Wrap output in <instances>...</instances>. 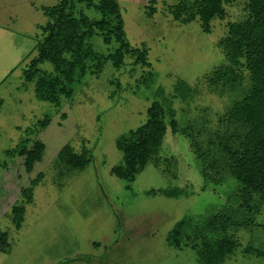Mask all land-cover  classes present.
Listing matches in <instances>:
<instances>
[{"label": "rangeland", "instance_id": "374dc122", "mask_svg": "<svg viewBox=\"0 0 264 264\" xmlns=\"http://www.w3.org/2000/svg\"><path fill=\"white\" fill-rule=\"evenodd\" d=\"M62 1L0 0V233L8 237L0 264H198L196 251L169 247L167 236L185 216L237 209L230 202L237 182L220 163L219 147L213 146L219 161L215 169L206 148L209 140L234 130L221 119L239 92L213 91L208 78L226 64L219 42L230 23L248 17V0L225 4L224 17L210 22L209 33L199 19L174 20L171 9L178 0H117L131 47L146 50L149 65L136 64L131 55L120 69L108 62L100 75H88L75 87L74 97L56 107L36 98L35 83L26 80L25 70L43 39L41 27L49 22L43 8ZM79 10L90 19L102 18L84 5ZM91 43L106 56L118 46L99 37ZM39 68L53 70L47 62ZM237 72L247 86V70ZM180 81L191 88L186 101L175 97ZM159 88L177 113L178 130L173 132L166 113L158 154L133 181L119 179L112 172L123 162L116 141L147 122L154 101L165 105L156 96ZM45 117L51 121L41 130L38 123ZM26 140L46 146L32 172L18 154ZM66 145L87 156L84 169L60 159ZM164 190L182 194L168 197ZM17 207L24 208L20 228ZM227 233L240 246L224 264H264V257L243 253L248 245L264 251V205L252 227Z\"/></svg>", "mask_w": 264, "mask_h": 264}, {"label": "trees", "instance_id": "16d2710c", "mask_svg": "<svg viewBox=\"0 0 264 264\" xmlns=\"http://www.w3.org/2000/svg\"><path fill=\"white\" fill-rule=\"evenodd\" d=\"M231 1L178 0L171 12L174 20L181 23L199 19L203 29L209 33L210 22L223 18L224 5ZM80 5L97 10L102 18L90 19L79 10ZM247 10L249 14L245 20L228 25L227 35L219 42L226 56V64L208 78L213 91L239 92V97L221 119L223 125L233 126L234 130L220 139L209 140L206 148L211 153L215 169L219 161L213 146L219 147L222 154L220 163L237 182V192L232 197L235 201H230L237 209H224L209 217L185 216L167 236L169 247L177 250L190 247L196 251L198 264H224L226 258L240 246L227 231L240 226L252 227L255 215L264 205V0H248ZM43 12L49 22L41 27L43 39L37 44L36 57L25 70L26 80L35 83V95L39 101L61 107L64 99L74 97L75 87L88 75H100L108 62L120 69L127 55L135 58L136 64L149 65L147 51L131 47L117 0H63L54 7L43 8ZM95 37L102 38L106 45L116 43L118 46L106 56L95 50L91 43ZM46 62L52 65V71L39 68ZM239 68H245L248 72L247 86L242 73L237 72ZM191 93V88L184 81L178 82L175 97L186 101ZM156 96L163 97L167 108L161 102L154 101L148 108L147 122L116 141L117 148L123 153V162L112 172L119 179L133 181L151 158L158 154L167 131L166 113L173 132L178 130L177 113L165 97V90L159 88ZM50 121L49 117H45L38 127L43 130ZM29 145V140L22 141L18 154L24 157L26 171L32 172L35 164L42 161L46 146L40 140ZM200 146L204 148L201 142ZM59 157L74 169H84L89 164L87 156L83 152L77 153L71 145L63 147ZM224 181L220 179V182ZM162 193L168 197L182 194L178 190H164ZM15 212L16 226L20 228L24 208L17 207ZM210 233L221 236L211 239L207 236ZM7 240V235L0 233L2 251L6 250ZM243 253L264 257L263 250L250 245L243 249Z\"/></svg>", "mask_w": 264, "mask_h": 264}]
</instances>
